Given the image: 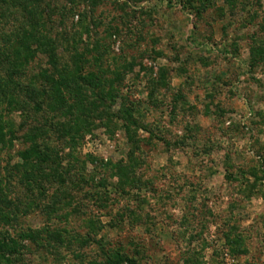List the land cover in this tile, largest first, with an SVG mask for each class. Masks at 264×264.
<instances>
[{"label":"rangeland","instance_id":"1","mask_svg":"<svg viewBox=\"0 0 264 264\" xmlns=\"http://www.w3.org/2000/svg\"><path fill=\"white\" fill-rule=\"evenodd\" d=\"M35 1L0 0V264H264V0ZM26 34L80 103L10 74Z\"/></svg>","mask_w":264,"mask_h":264},{"label":"trees","instance_id":"2","mask_svg":"<svg viewBox=\"0 0 264 264\" xmlns=\"http://www.w3.org/2000/svg\"><path fill=\"white\" fill-rule=\"evenodd\" d=\"M34 3L38 4V1L36 0ZM32 30H35V29L32 28ZM30 41H31V43H30ZM32 43L36 44V46H34V48L32 46L33 45ZM16 53H17V56L21 57V62H17V63L13 64L14 65L12 67L13 70L10 72L11 75H14V74L19 75L18 73L23 71V67H24L23 65L27 64L30 60H32V58L35 56V54H37V53L44 54L45 56L48 57L49 65L53 69V72L55 71V75H59V79L58 78L54 79L53 76H48L47 77L48 83H51V86H53V87H59V88H62L63 91H67L70 94L69 99H71L70 101H73V103H80V101H78L77 92L74 89L70 90V92L67 90L69 87V84L65 78L66 75L61 70H59V68H57L58 60H57V56L55 54V51L52 48H50L49 46H47L46 41H44L43 39H40V38H36V37L32 36L31 34H29V35L26 34V37L23 40V44L20 46L19 49L16 50ZM5 63H8V62H6V57H5ZM9 64H10V62H9ZM70 79H71V83L74 84L75 80L72 77H70ZM165 85H167V84L164 83V86ZM4 89H6V88H4ZM5 93L3 95L6 97ZM42 97L43 98L47 97L49 99H52L55 102V104H57L59 107L66 105V102H65L66 97L61 92L60 93L55 92L54 94L51 93L50 95H43ZM180 97L181 96L178 95V98H180ZM181 99H182V97H181ZM38 109H40V108L38 107ZM69 113H70V111H67L65 115H69ZM70 115H71V113H70ZM1 137H3L2 128H0V138ZM40 155H43V154L40 153V151H38V148H36L34 146V147H31V149L26 154H23L21 156V158H22V160L26 166L30 165L32 160H35V165H37V163H39L41 161V159L39 157ZM33 173L35 174L34 171H33ZM33 177H34V175H33ZM3 201H5V198H4L2 190H0V203H2ZM4 220H5L4 221L5 223H8V221H9L8 218H6V217H4ZM23 237L27 238L30 241H34V238H35L32 233L27 234L26 236H23ZM23 237H21V239L24 240ZM1 240H2V247L7 245L6 243L3 242V238ZM7 246L12 250V252H14L18 248L19 244L17 242H15L14 240H12L9 242V244ZM118 256L119 255L107 257V263L108 264H122V263L134 264V262H132L130 260H126L125 258H119ZM2 258L5 259V256L3 255V253H2ZM4 262L6 264H13L11 262V260H8V259H5Z\"/></svg>","mask_w":264,"mask_h":264}]
</instances>
